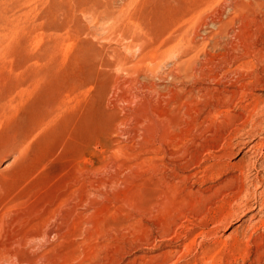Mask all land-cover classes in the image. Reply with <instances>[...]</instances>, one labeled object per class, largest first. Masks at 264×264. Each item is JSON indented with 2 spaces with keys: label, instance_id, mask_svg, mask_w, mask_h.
<instances>
[{
  "label": "rangeland",
  "instance_id": "rangeland-1",
  "mask_svg": "<svg viewBox=\"0 0 264 264\" xmlns=\"http://www.w3.org/2000/svg\"><path fill=\"white\" fill-rule=\"evenodd\" d=\"M246 51L264 0H0V264H264L259 149L224 227L203 195L239 172L180 177Z\"/></svg>",
  "mask_w": 264,
  "mask_h": 264
},
{
  "label": "bare ground",
  "instance_id": "bare-ground-1",
  "mask_svg": "<svg viewBox=\"0 0 264 264\" xmlns=\"http://www.w3.org/2000/svg\"><path fill=\"white\" fill-rule=\"evenodd\" d=\"M252 3H251V1L246 3L247 8H249V10H250V8H255V6L257 5L256 3H254L256 5H253ZM255 21H257V20H255ZM193 41H195V40H193ZM258 48L262 49L261 45ZM262 52H263V49H262ZM255 61H256L255 55L249 51H246L244 53L242 52L241 55L231 56L227 60L226 63H227L228 67L226 69V74H227L226 75V79H227L226 84L224 85L223 88L222 87L221 88H219V87L214 88L215 92H213V94H212L213 98H214V103L212 104V107H210V109L207 110V113H206L208 115V117H211L210 113L212 111H214L215 113L217 112L218 114H221L222 116L221 115H220L221 117L219 116L220 119H218V122H216V123L213 122L211 126H208V127H211L210 131L207 129L210 136H209L208 140L206 141V143L202 145V147H204L203 149L206 151L205 157H204L203 161L196 162V160H195V154H196L195 152L196 151L194 150L195 147L193 146L194 147L193 150L195 152L193 151L190 154V156L188 155V158H184V160L181 161L182 164L180 165V169L182 171V174L180 177L182 180H189V178L193 179L195 177V172H192L191 174H188V175L184 174V172L187 169L190 170L189 167L191 165L193 166L192 169L201 168V171H202L204 177L206 176L208 178H211V177H213L215 179L219 178L222 175L226 174V172L229 173V171H232L234 169L237 172H239V175L237 174V176H234V175L229 176V178L226 181L224 180L225 182L223 181L224 183L222 182L219 185H217L213 190H211L208 193V195H206V196L203 195V198L205 197V199L208 200L207 201L208 204L207 203L206 204L209 207V209H210V207L211 208L216 207V216L214 215L213 216L214 218L212 220V224H213V226H215V228L224 227L230 222L231 219L235 218L237 213L233 211L235 209L231 210V207L233 206L234 203L236 204V202L239 201V198L243 199L241 196V193L246 188V187L244 188V184L241 181V175H244V172H246V168L251 167V168L255 169L256 161H253L250 163L248 161H246V162H248V164H245L246 162L244 160V156H245L244 154L246 152L252 150V149H255V148L259 149L258 150L259 151L258 159H261L262 164H264V150H262V147H263L262 145L264 144V103L262 104V101L264 102V100H262L259 95H256L253 92L255 89H259V88L264 86V64H261L260 67H258V66L256 67ZM257 61L259 62V60H257ZM188 63H190V61ZM244 67H246L248 69L250 68V70H249L250 73L248 74V76H244L242 73V71L244 72L246 70V69L244 70ZM248 69H247V71H248ZM245 73L246 72H244V74ZM194 78H195V76H194ZM220 78H218V79H220ZM220 82L221 81L218 80L215 83L220 84ZM209 98H210V96H209ZM236 111H240L239 114ZM217 113H216V115H218ZM32 118H34V117H32ZM30 120H29V122L26 123L27 129H28L29 124L31 122ZM215 121H216V119H215ZM191 134H192V132H191ZM208 135H207V137H208ZM254 140L256 142L252 143ZM7 144H8L7 141L2 140V139L0 140V157L3 156L4 152L7 151L6 150V148L8 147ZM250 144H252V145H250ZM12 147H13L12 149L14 151V149L16 148V145H12ZM202 147H200V148H202ZM243 149H246L244 151L243 155H241L237 161L231 162V159H233L234 156L237 153H239L240 151H242ZM15 152H16V150H15ZM185 156L187 157V155H185ZM2 170H4V169H2ZM2 170H0V172ZM0 175H2V174L0 173ZM200 178H202V177H200ZM260 179H262V178H259L256 175V180L260 181ZM251 183H252V181H251ZM253 191H254V189H253ZM245 202H247V201H245ZM258 204L261 208H263L264 207V200L263 201L261 200L260 202H258ZM239 205L237 207H239ZM243 205H244V203L242 204V206ZM206 210H207V207H206ZM243 210L244 209H242V211ZM238 211H239V209H238ZM240 212L241 211H239V213ZM262 224L264 226V219H262Z\"/></svg>",
  "mask_w": 264,
  "mask_h": 264
}]
</instances>
